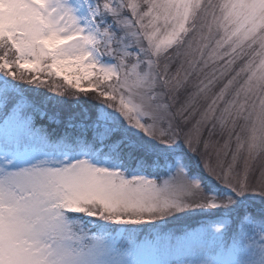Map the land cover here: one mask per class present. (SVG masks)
Returning <instances> with one entry per match:
<instances>
[{
  "label": "snow or ice",
  "instance_id": "1",
  "mask_svg": "<svg viewBox=\"0 0 264 264\" xmlns=\"http://www.w3.org/2000/svg\"><path fill=\"white\" fill-rule=\"evenodd\" d=\"M0 264H264V0H0Z\"/></svg>",
  "mask_w": 264,
  "mask_h": 264
},
{
  "label": "rangeland",
  "instance_id": "2",
  "mask_svg": "<svg viewBox=\"0 0 264 264\" xmlns=\"http://www.w3.org/2000/svg\"><path fill=\"white\" fill-rule=\"evenodd\" d=\"M229 159H230V157H229Z\"/></svg>",
  "mask_w": 264,
  "mask_h": 264
}]
</instances>
